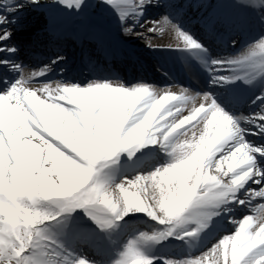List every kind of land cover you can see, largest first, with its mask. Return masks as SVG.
I'll list each match as a JSON object with an SVG mask.
<instances>
[{"label": "snow or ice", "instance_id": "6c2138e0", "mask_svg": "<svg viewBox=\"0 0 264 264\" xmlns=\"http://www.w3.org/2000/svg\"><path fill=\"white\" fill-rule=\"evenodd\" d=\"M25 10L44 23L18 40ZM214 44L238 51L213 56ZM140 45L169 80L175 53L193 80L189 55L212 86L264 82V0H0V264H101L58 236L103 255L96 229L136 213L163 228L112 264H264V87L260 110L235 115L212 92L150 82ZM146 146L171 162L117 182L122 158ZM216 217L237 230L208 251L151 254Z\"/></svg>", "mask_w": 264, "mask_h": 264}, {"label": "bare ground", "instance_id": "6f19581e", "mask_svg": "<svg viewBox=\"0 0 264 264\" xmlns=\"http://www.w3.org/2000/svg\"><path fill=\"white\" fill-rule=\"evenodd\" d=\"M25 11H27V10H25ZM42 19H43V17H42ZM116 166H113V168H115ZM113 168H109V169H106L105 171H107V172H112L113 171ZM128 178H131V177H128ZM53 210H55V206H53ZM134 214H132L131 216H133ZM213 224V223H212ZM212 224L209 226V228H207V229H205L202 233H200V235H199V237L198 238H194V239H190V240H187V241H185L184 242V245H186V246H188V248H190V250H191V253L193 254V256H199L200 254H202V253H204V252H206V251H204V252H199V253H196L195 252V248L194 247H196L197 246V244L196 243H198V242H201V241H204L205 240V236L204 235H209L210 234V232L213 230V226H212ZM188 227H194L193 226V224H189L188 225ZM211 230V231H210ZM97 237V236H96ZM58 239L59 240H62L63 241V243H65V245L67 246V247H70L71 248V246H72V248L74 247L73 246V240H72V238H68V237H66V236H63V235H61V236H58ZM61 241V242H62ZM199 244V243H198ZM76 247H78V246H76ZM75 247V248H76ZM213 247V246H212ZM211 247V248H212ZM87 250H89V251H95L93 248H87V247H85ZM171 248H172V245H165V244H155V245H153V246H151V248H150V252H151V254H163V255H172V253H171ZM210 249V248H209ZM208 249V250H209ZM183 250V248H181L180 249V251L181 252H183L182 251ZM207 250V251H208ZM209 264H210V262H209Z\"/></svg>", "mask_w": 264, "mask_h": 264}]
</instances>
